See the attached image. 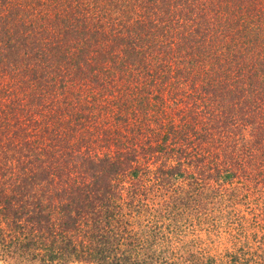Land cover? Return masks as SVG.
Returning a JSON list of instances; mask_svg holds the SVG:
<instances>
[{"label": "trees", "instance_id": "obj_1", "mask_svg": "<svg viewBox=\"0 0 264 264\" xmlns=\"http://www.w3.org/2000/svg\"><path fill=\"white\" fill-rule=\"evenodd\" d=\"M257 169L264 0H0L4 257L142 264L115 252L139 249L125 217L149 191L197 209Z\"/></svg>", "mask_w": 264, "mask_h": 264}, {"label": "rangeland", "instance_id": "obj_2", "mask_svg": "<svg viewBox=\"0 0 264 264\" xmlns=\"http://www.w3.org/2000/svg\"><path fill=\"white\" fill-rule=\"evenodd\" d=\"M176 99H170L168 95L162 98V106L168 104L169 116L173 119L176 118L173 110ZM157 102H152L150 110L139 108L138 112L139 116L144 114L152 120V127H156L155 122L162 114L159 111L164 109ZM107 151L110 153L112 149L105 147ZM151 165L149 169L154 171L157 164ZM260 169L254 170L257 175L254 174L252 179L234 188L240 194H226L222 188L197 209L188 205L180 208L172 202L166 209L159 210L153 206L159 200V196H153L158 191H149L146 198L135 205L139 214L126 215L129 219L125 217L129 235L135 234L139 249L125 243L115 254L142 264H264V178L260 182ZM148 175V182L153 183L155 172ZM241 185L248 191L242 190ZM128 189H123L122 198L129 195ZM153 226L157 228L153 229ZM155 232L159 233L153 238ZM11 256L12 259L0 253V264H26L20 263L21 259L16 255Z\"/></svg>", "mask_w": 264, "mask_h": 264}]
</instances>
